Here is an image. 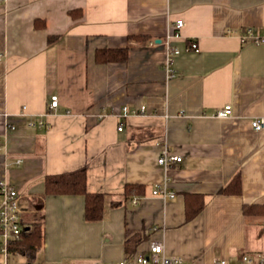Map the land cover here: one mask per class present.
<instances>
[{"label": "crops", "instance_id": "1", "mask_svg": "<svg viewBox=\"0 0 264 264\" xmlns=\"http://www.w3.org/2000/svg\"><path fill=\"white\" fill-rule=\"evenodd\" d=\"M250 28L264 37V0H0V179L44 232L34 260L0 251V264H103L151 240L191 264L264 257V215L244 213L264 205V127L252 126L264 117V41L243 38ZM124 48V60H97ZM227 103L234 114L216 116ZM125 105L147 111L122 117ZM159 141L183 160L160 165ZM82 166L88 191L106 194L98 221L84 194L45 195L47 174ZM236 174L241 192H225ZM166 177L171 198L153 193Z\"/></svg>", "mask_w": 264, "mask_h": 264}, {"label": "built area", "instance_id": "2", "mask_svg": "<svg viewBox=\"0 0 264 264\" xmlns=\"http://www.w3.org/2000/svg\"><path fill=\"white\" fill-rule=\"evenodd\" d=\"M184 25V20L178 18L172 25V29L168 35L166 42L167 51L165 58V72L168 80L176 76V68L174 62L176 57L181 53V49L174 45L173 39L181 35L180 29ZM243 38H251L256 42L264 41V37L258 36L254 33L253 29H248L246 35ZM190 49L199 50V45L196 40L190 43ZM1 56V54H0ZM60 99L58 94L51 95L50 106L55 108L59 105ZM147 106L142 105L140 107L129 108L123 106L118 114L122 117H128L131 114H143L146 113ZM234 114L233 104L227 103L216 112L218 117H228ZM43 124V122H41ZM252 126L256 130H261L264 127V117H258L253 119ZM123 125L119 126L122 129ZM162 146V151L159 156V164L164 168H169L173 163L181 162L183 160L182 155L174 153L167 142H158ZM168 179L166 177L165 182L157 184L153 190V193L164 198H171L175 196V191L168 188ZM0 194L2 201L0 203V251L7 256L9 252V243L12 240L19 239L21 237L23 224V210L20 207V194L18 188L8 179H0ZM136 201V200H134ZM264 264V257L258 255L254 257L249 253H245L239 260L231 261L229 259H222L218 261V264ZM7 264V263H3ZM57 264H74L57 263ZM103 264H191L181 256H174L168 254L165 245L160 240H151L146 252H138L129 258H124L119 261L106 262Z\"/></svg>", "mask_w": 264, "mask_h": 264}, {"label": "trees", "instance_id": "3", "mask_svg": "<svg viewBox=\"0 0 264 264\" xmlns=\"http://www.w3.org/2000/svg\"><path fill=\"white\" fill-rule=\"evenodd\" d=\"M58 36L51 37L50 41L58 39ZM128 56L127 49H99L96 53L99 62L124 60ZM88 171L86 166L75 170L45 176V195L51 194H84L85 196V216L89 221H98L104 217L106 194L103 192H90L87 187ZM127 188V192L131 191ZM242 190L241 175L236 174L232 181L224 188L225 192L239 193ZM198 204V202H197ZM203 208V204L191 206L187 204L188 217L196 215ZM246 215H264V205L250 204L244 206ZM27 223V225H25ZM24 229L21 237L9 243L10 253H20L25 255L29 261L34 260L38 249L43 244V225L39 217H34L28 222L23 221ZM29 226V229H27ZM126 250L132 254L134 250L132 244H126Z\"/></svg>", "mask_w": 264, "mask_h": 264}, {"label": "water", "instance_id": "4", "mask_svg": "<svg viewBox=\"0 0 264 264\" xmlns=\"http://www.w3.org/2000/svg\"><path fill=\"white\" fill-rule=\"evenodd\" d=\"M27 229H29V227H27Z\"/></svg>", "mask_w": 264, "mask_h": 264}]
</instances>
